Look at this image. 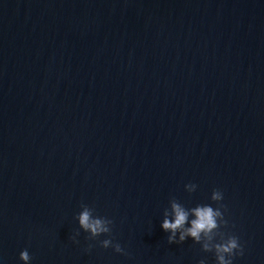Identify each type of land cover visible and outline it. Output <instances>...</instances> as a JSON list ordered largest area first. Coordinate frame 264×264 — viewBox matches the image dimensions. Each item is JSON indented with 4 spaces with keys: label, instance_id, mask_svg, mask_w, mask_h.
<instances>
[{
    "label": "water",
    "instance_id": "95a60500",
    "mask_svg": "<svg viewBox=\"0 0 264 264\" xmlns=\"http://www.w3.org/2000/svg\"><path fill=\"white\" fill-rule=\"evenodd\" d=\"M173 203L264 264V0H0V264H217Z\"/></svg>",
    "mask_w": 264,
    "mask_h": 264
},
{
    "label": "clouds",
    "instance_id": "9594fccd",
    "mask_svg": "<svg viewBox=\"0 0 264 264\" xmlns=\"http://www.w3.org/2000/svg\"><path fill=\"white\" fill-rule=\"evenodd\" d=\"M196 185L193 184L192 187ZM212 201L220 202L223 199L222 192L218 189L213 190ZM224 205L219 203V207L213 208L210 205L198 206L192 211L195 215V219L191 221V227L185 229L184 225L188 219V212L180 207L179 204L173 203L172 209L174 212V220L164 219L161 227L165 232H170L168 237V243H182L187 236H191L196 242H200L202 236L206 237L209 242L202 244V250L205 252H214L217 264H232V259L235 255L243 254V247L239 243L238 237L235 235H226L224 232L220 234L219 242H216V236L214 233L220 229V223L218 218L222 222L223 226H227V221L224 218V213L221 209H224ZM79 224L87 232L91 233V237H97L102 233H110L111 229L106 225L111 221H104L99 218L93 219L90 211L85 210L79 215ZM179 240L176 239V233L179 230ZM79 235V233H76ZM75 239V237H73ZM211 243V241H214ZM103 248L112 247L115 252L123 253L124 250L119 243H113L112 239H104L101 241ZM19 259L24 264H29L31 257L29 252L25 249L21 251ZM199 264H205L203 260Z\"/></svg>",
    "mask_w": 264,
    "mask_h": 264
}]
</instances>
